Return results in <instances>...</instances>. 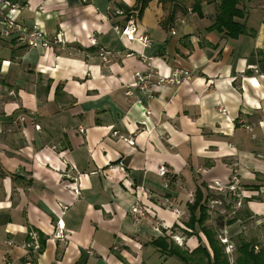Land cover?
<instances>
[{"label": "crops", "instance_id": "0c3cea01", "mask_svg": "<svg viewBox=\"0 0 264 264\" xmlns=\"http://www.w3.org/2000/svg\"><path fill=\"white\" fill-rule=\"evenodd\" d=\"M9 1L22 5L18 21L60 33L75 53L0 39V264H184L161 244L209 264L193 253L211 255L190 226L198 196L208 217L237 213L214 230L225 253L241 218L264 220V0L242 1L236 38L210 28L213 2L168 20L158 0L141 12L137 0ZM129 19L134 40L113 29ZM102 48L120 55L104 63ZM149 67L192 79L147 100L134 74ZM58 219L66 239L53 237Z\"/></svg>", "mask_w": 264, "mask_h": 264}, {"label": "built area", "instance_id": "2783aa9c", "mask_svg": "<svg viewBox=\"0 0 264 264\" xmlns=\"http://www.w3.org/2000/svg\"><path fill=\"white\" fill-rule=\"evenodd\" d=\"M22 8L19 2H11L9 0H0V39H7L19 42L30 49L46 50L51 47H57L60 49H66L71 54L75 53L74 50L65 47V42L60 33L48 35L38 24H34L28 27L18 21L15 18V14ZM114 31L125 36L128 40L135 39L136 25L134 20H127L126 24L121 28L118 26L113 27ZM144 47L149 46V38L146 35H140L137 38ZM127 56L131 55L130 52H126ZM99 57L104 63H108L110 59L114 56H119V52H114L102 48L99 50ZM142 59L145 57L140 56ZM146 60V59H145ZM148 65H150L148 63ZM192 79V74L183 68H174L170 75L163 76L159 74L156 70L149 67L145 71L136 72L134 74V84L143 92V95L148 100L150 99L154 92L158 91L162 85L170 84L178 86L184 82H188ZM126 96H133L131 91H126ZM135 98V97H134ZM134 101L137 103H142L141 98H135ZM148 112V110H146ZM82 130V128H80ZM169 173L168 168L164 165H160L157 169V174L161 177L167 176ZM67 206L63 207L65 211ZM133 220L138 222L143 216V209L134 204L130 209ZM53 237L55 239H66L67 234L65 233L62 221L58 219L54 225ZM10 243V242H9Z\"/></svg>", "mask_w": 264, "mask_h": 264}, {"label": "trees", "instance_id": "16d2710c", "mask_svg": "<svg viewBox=\"0 0 264 264\" xmlns=\"http://www.w3.org/2000/svg\"><path fill=\"white\" fill-rule=\"evenodd\" d=\"M140 7V12L144 8V6L150 0H137ZM163 6H169L168 20L173 19L174 15L178 12L179 9H187L191 7L194 11L200 12V6L203 2H213L216 3V12L214 15V21L210 28L222 33L225 37L228 38H236L241 34L246 32V26L242 19L245 17V12L242 8H240V4L244 0H191L189 5H185L184 0H158ZM202 197L195 199L193 203L192 210L198 208L199 216L192 218V223L190 226L193 227L194 223H198V225L202 228L204 234L208 238L210 247H211V255L204 248H196L193 250V253L197 252L203 253L207 262L209 264H264V248H259L258 251L254 250V244L250 241L239 240L236 248L237 255L235 259L230 262L228 257L226 256L222 246L219 244L216 239V232L208 228L205 224V221L208 219L207 210L203 203H201ZM235 221V218H232L228 221V223H232ZM221 225V224H220ZM161 250L166 251L169 255L178 256L184 264H189V258L182 251H176L175 249H171L169 245L161 244ZM31 252V249H29ZM198 262H194L193 264H203L201 258L197 260ZM191 264V263H190Z\"/></svg>", "mask_w": 264, "mask_h": 264}, {"label": "rangeland", "instance_id": "374dc122", "mask_svg": "<svg viewBox=\"0 0 264 264\" xmlns=\"http://www.w3.org/2000/svg\"><path fill=\"white\" fill-rule=\"evenodd\" d=\"M185 5H189V2L191 0H184ZM231 206V205H230ZM226 206L228 209H224L221 206L212 207L209 210V217L207 220L206 226L210 228L211 230H217V227L223 225V223H228L229 220H231L237 213H233V207ZM243 212V207L239 209ZM248 212V211H246ZM243 216V215H239ZM221 224V225H220ZM238 224L240 225V228H242V232L240 235L238 234H232L230 241H232L233 245H230L229 252L225 253L228 257V260L232 262L236 255V248L237 244L240 239L250 241L254 245H257L259 248H264V220L256 219L255 217L246 215L244 218H241L240 222L238 221ZM218 236V234H217ZM175 259H171L170 262H174ZM170 262L168 264H170ZM175 264V263H174Z\"/></svg>", "mask_w": 264, "mask_h": 264}]
</instances>
